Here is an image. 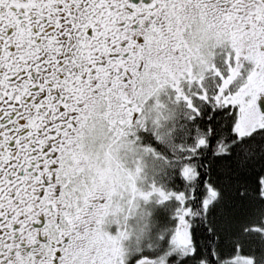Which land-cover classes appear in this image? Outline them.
I'll use <instances>...</instances> for the list:
<instances>
[{"label": "snow or ice", "instance_id": "snow-or-ice-1", "mask_svg": "<svg viewBox=\"0 0 264 264\" xmlns=\"http://www.w3.org/2000/svg\"><path fill=\"white\" fill-rule=\"evenodd\" d=\"M0 264H264V0H0Z\"/></svg>", "mask_w": 264, "mask_h": 264}]
</instances>
